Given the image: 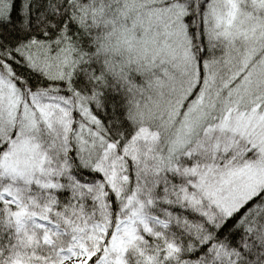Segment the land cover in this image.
Masks as SVG:
<instances>
[{
	"label": "snow or ice",
	"instance_id": "1",
	"mask_svg": "<svg viewBox=\"0 0 264 264\" xmlns=\"http://www.w3.org/2000/svg\"><path fill=\"white\" fill-rule=\"evenodd\" d=\"M0 264H264V0H0Z\"/></svg>",
	"mask_w": 264,
	"mask_h": 264
}]
</instances>
